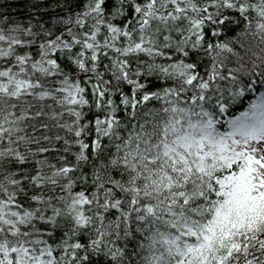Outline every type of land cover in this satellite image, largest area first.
Instances as JSON below:
<instances>
[{"label": "snow or ice", "instance_id": "snow-or-ice-1", "mask_svg": "<svg viewBox=\"0 0 264 264\" xmlns=\"http://www.w3.org/2000/svg\"><path fill=\"white\" fill-rule=\"evenodd\" d=\"M0 264H264V0H0Z\"/></svg>", "mask_w": 264, "mask_h": 264}]
</instances>
